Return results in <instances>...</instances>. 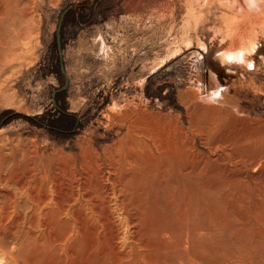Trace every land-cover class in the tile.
<instances>
[{
  "label": "rangeland",
  "instance_id": "374dc122",
  "mask_svg": "<svg viewBox=\"0 0 264 264\" xmlns=\"http://www.w3.org/2000/svg\"><path fill=\"white\" fill-rule=\"evenodd\" d=\"M235 2L0 0V208L15 209L12 145L26 140L84 196L20 264H264V37L253 70L219 63L221 24L247 10ZM220 89L241 108L210 101Z\"/></svg>",
  "mask_w": 264,
  "mask_h": 264
},
{
  "label": "bare ground",
  "instance_id": "6f19581e",
  "mask_svg": "<svg viewBox=\"0 0 264 264\" xmlns=\"http://www.w3.org/2000/svg\"><path fill=\"white\" fill-rule=\"evenodd\" d=\"M233 3L230 4V7L232 8L233 5L238 2H235L236 0H232ZM226 2V1H225ZM228 2V1H227ZM244 6L246 7V11L242 7H237L239 11L237 10L238 13L235 14L233 17L228 18V23H222L221 27L219 28L218 32L222 36V43L220 45L221 50L217 52L216 56L218 58L219 63L222 66H238L239 68H245V69H254L255 65L252 62H249V58L253 53L256 52V46H257V40L258 37L261 35L264 37V0H243ZM242 2V3H243ZM241 3V2H240ZM224 4V2H223ZM226 4V3H225ZM228 7L229 4L227 3ZM241 5V4H240ZM224 6V5H222ZM237 6V5H236ZM243 6V5H242ZM230 9V8H228ZM262 10V11H261ZM232 11V10H231ZM230 11V12H231ZM233 12V11H232ZM227 15V14H226ZM3 33V32H2ZM5 36V35H4ZM10 36V35H9ZM8 37V36H7ZM21 38L20 36H17L14 40V43H16L17 39ZM10 39V38H9ZM12 43V42H11ZM1 45V44H0ZM5 45V44H3ZM15 49V48H14ZM13 50V49H12ZM16 53V49L14 50ZM210 80L218 87V81L216 80V77L213 73L210 74ZM210 101H221L234 104L237 107H240V102L234 98H231L225 90L220 89L218 91H213L212 95L209 97ZM137 113V112H135ZM134 113V115H135ZM141 113V112H140ZM133 115V114H131ZM144 115H142L143 118ZM133 116H131L132 118ZM140 118V117H139ZM130 117L127 115L125 120L126 122H129ZM143 120V119H142ZM138 121V120H136ZM142 122V121H141ZM140 122V124H141ZM130 123V122H129ZM130 124H134L131 123ZM137 125V122L135 123ZM135 127L138 129L139 126ZM130 127V126H129ZM133 127V126H132ZM134 128V127H133ZM132 128V129H133ZM141 128V127H140ZM139 128V130H140ZM146 128V127H144ZM152 128V127H151ZM150 128V129H151ZM152 131V130H151ZM128 132V131H127ZM135 132V131H134ZM159 133V132H158ZM153 134V133H152ZM166 133H164L165 135ZM169 134V133H168ZM131 135V134H130ZM160 135V134H159ZM154 136V135H153ZM156 136V135H155ZM125 137V136H124ZM131 136L126 135V138ZM150 137V136H149ZM148 137V138H149ZM152 137V135H151ZM147 138V137H146ZM155 138V137H154ZM158 138V137H157ZM155 138V139H157ZM170 137L167 138V140ZM140 139V138H139ZM150 139V138H149ZM153 139V138H152ZM154 139V140H155ZM138 140V139H137ZM159 140V138H158ZM161 140V139H160ZM159 140V141H160ZM164 141V142H167ZM22 141V140H21ZM130 141V140H128ZM153 141V140H152ZM156 141V140H155ZM154 141V143H155ZM170 141V139H169ZM168 141V142H169ZM172 141V140H171ZM162 142V140H161ZM18 143V142H17ZM129 143H132L129 142ZM170 143V142H169ZM173 143H175L173 141ZM165 144V143H164ZM12 145V143H11ZM15 145V144H14ZM12 145L13 150L16 152V156L14 158V181L17 185V199L15 202V209L13 212L7 208H0V257L5 260L9 264H20L22 259V255L24 253V250L26 247H37L40 245L42 241L48 240L52 241V236H53V222L56 220L53 218L58 217L59 219H64L66 218L69 214H75V215H82L81 214V203L84 201L81 200V192H80V187H77L73 185L72 183H69L67 181V173L63 167H52L50 164V154L49 150L47 149V145H37L36 143L34 144L32 141L26 140L22 141L21 143H18L15 147ZM85 145V144H84ZM133 145V144H132ZM130 144L129 146L132 147ZM144 145H147L145 142L140 143V147L143 149ZM158 145V143H157ZM160 145V144H159ZM171 145V144H169ZM167 145V147H169ZM47 146V147H46ZM155 146V144H154ZM178 146V145H177ZM88 147V146H87ZM134 147V146H133ZM152 147V146H151ZM150 147V148H151ZM159 148V146H157ZM172 149H175L174 146H172ZM174 147V148H173ZM11 148V149H12ZM156 148V149H158ZM170 148V147H169ZM134 149V148H132ZM153 149V148H152ZM162 149V147H161ZM159 152H164L161 150ZM164 149V148H163ZM151 150V149H150ZM150 150L148 152H150ZM176 150V149H175ZM131 151V150H130ZM134 151H136L134 149ZM154 151V150H153ZM170 151V150H169ZM173 151V150H172ZM158 152V151H157ZM146 153V152H145ZM144 153V154H145ZM152 153V152H151ZM176 153V152H175ZM174 153V154H175ZM178 153V152H177ZM133 154V153H132ZM150 156V153H148ZM84 155V154H83ZM117 155V154H116ZM127 155V154H126ZM130 155V154H129ZM127 155V156H129ZM134 156V155H133ZM132 156V157H133ZM148 156V157H149ZM153 156V155H152ZM151 156V159L153 158ZM91 157V155H90ZM114 157V156H113ZM131 157V158H132ZM136 157V156H135ZM145 157V156H144ZM88 158V157H87ZM97 158V157H96ZM115 158V157H114ZM147 158V157H146ZM150 158V157H149ZM148 158V160H149ZM155 158V157H154ZM94 159V158H93ZM92 159V160H93ZM128 159V158H127ZM136 159V158H135ZM138 159V158H137ZM177 159V158H176ZM118 160V159H116ZM155 159L150 160L153 161ZM186 160H188L186 158ZM94 161V160H93ZM106 161V160H105ZM115 161V160H113ZM129 161V160H127ZM90 162V159H89ZM107 162H112L110 160H107ZM106 162V163H107ZM188 162V161H187ZM93 163V162H91ZM117 164V162H115ZM119 163V162H118ZM126 163V162H125ZM128 163V162H127ZM132 164V162L130 161ZM153 163V162H152ZM167 163V162H166ZM166 163H164L166 165ZM94 164V163H93ZM112 164V163H109ZM108 164V165H109ZM129 164V163H128ZM135 164V163H134ZM145 164V163H144ZM151 164V163H150ZM154 164V163H153ZM156 164V161H155ZM168 164V163H167ZM180 164V163H179ZM100 165V163H99ZM114 165V164H113ZM118 165V164H117ZM84 166V165H83ZM83 166H81L83 168ZM90 166V164H89ZM98 166V165H97ZM110 166V165H109ZM115 166V165H114ZM128 166V165H127ZM154 165H152L153 167ZM161 166V165H160ZM121 167V166H120ZM99 168V167H98ZM110 168V167H109ZM127 168V167H126ZM139 168V167H138ZM162 169V167H160ZM187 168V167H186ZM86 168L84 167V170ZM101 172V168H99ZM118 169V168H117ZM188 169V168H187ZM104 170V169H103ZM87 171V170H86ZM84 173H88V171ZM98 171V170H97ZM98 171V172H99ZM112 171V170H111ZM109 171V172H111ZM99 172V174H100ZM108 172V173H109ZM118 172V170H117ZM121 172V171H120ZM112 173V172H111ZM115 173V172H113ZM91 175V172H90ZM115 177V174H112ZM133 175V174H131ZM118 173V177H119ZM101 177V176H100ZM118 177L116 179H118ZM78 178V177H77ZM90 178V177H89ZM109 179L106 177V180ZM103 180V179H102ZM121 180V179H120ZM131 180V179H130ZM97 181V180H96ZM104 181V180H103ZM87 183V182H86ZM108 183V181L106 182ZM110 183V182H109ZM112 183V182H111ZM115 183V182H114ZM78 184V182H77ZM113 184V183H112ZM85 185V184H84ZM88 185V184H87ZM120 184H118L119 186ZM123 183L121 184V186ZM106 187L108 185H105ZM110 186V185H109ZM83 187V186H82ZM105 187V188H106ZM116 187V186H114ZM140 187V186H139ZM79 188V189H78ZM112 188V187H111ZM122 188V187H121ZM126 188V187H124ZM122 189L125 190V189ZM86 189V188H85ZM120 189V187H119ZM88 190V189H87ZM142 190V189H141ZM84 193V190H81ZM95 191V190H94ZM104 189L102 190L103 193ZM111 191V189H110ZM109 191V192H110ZM114 190H112L113 192ZM119 191V190H118ZM117 191V192H118ZM107 192V191H105ZM116 192V191H115ZM115 192L113 194H115ZM116 192V193H117ZM108 193V192H107ZM122 193V192H119ZM126 193V192H125ZM15 194V193H14ZM104 194V193H103ZM109 194V193H108ZM112 194V193H110ZM109 194V195H110ZM124 194V193H123ZM127 194V193H126ZM100 195V194H99ZM99 195H97L99 197ZM120 195V194H119ZM125 195V194H124ZM238 195V193H237ZM236 195V196H237ZM258 195V194H257ZM105 196V195H104ZM103 196V197H104ZM111 196V195H110ZM109 196V197H110ZM116 196V195H114ZM262 196V195H261ZM84 197V196H83ZM117 197V196H116ZM228 198V196H226ZM260 197V195H259ZM102 198V197H100ZM112 196L110 197L111 201ZM226 198V200H227ZM84 199V198H83ZM115 199V198H114ZM147 199V198H146ZM230 199V197H229ZM232 199V197H231ZM241 199V198H240ZM262 199V197H261ZM93 200V199H92ZM117 200V198H116ZM119 200V198H118ZM123 200V199H122ZM82 201V202H81ZM121 201V199H120ZM237 201V199H236ZM263 201V200H262ZM242 202V201H241ZM85 203V202H84ZM92 203V202H91ZM238 203V202H237ZM111 204V203H110ZM118 204V201H117ZM184 204V203H183ZM239 204V203H238ZM82 205H84L82 203ZM105 205V204H104ZM116 205V204H115ZM123 207V203L121 204ZM132 205V204H131ZM185 205V204H184ZM183 205V206H184ZM112 206V205H111ZM139 206V204H138ZM172 206V205H171ZM239 206V205H238ZM127 207V206H126ZM133 207V206H132ZM141 207V206H140ZM148 207V206H147ZM181 207V205H180ZM179 207V208H180ZM231 207V206H229ZM263 207V206H262ZM104 208V207H103ZM110 208V207H109ZM118 208V207H117ZM162 208V207H161ZM185 208V207H184ZM111 209V208H110ZM113 209V207H112ZM119 209V208H118ZM130 209V208H129ZM127 208V210H129ZM136 209V208H135ZM231 209V208H230ZM259 209V208H258ZM109 210V209H108ZM126 210V211H127ZM137 210V209H136ZM162 210V209H161ZM164 210V209H163ZM125 211V210H123ZM140 212L142 210H139ZM176 211V210H175ZM180 210H178L179 212ZM80 212V213H79ZM113 212V210H112ZM131 213V211H129ZM182 209V213H183ZM230 212V211H229ZM255 212V211H254ZM224 213V212H223ZM264 213V212H263ZM111 214V213H110ZM119 214V213H118ZM133 214V213H132ZM131 214V215H132ZM184 214V213H183ZM204 214V213H203ZM255 214V213H254ZM262 214V213H261ZM70 216V217H75ZM130 215V214H129ZM153 215V214H152ZM243 215V214H242ZM241 215V216H242ZM103 216V215H102ZM123 217V215H121ZM151 216V215H150ZM163 216V215H162ZM178 216V215H177ZM255 216V215H254ZM253 216V217H254ZM261 216V215H260ZM80 217V216H78ZM77 217V219H78ZM154 217V216H153ZM164 217V216H163ZM188 217V216H187ZM203 217V215L201 216ZM206 217V216H205ZM256 217V216H255ZM262 217V216H261ZM135 218V216H134ZM152 218V217H151ZM186 218V217H184ZM240 218V217H239ZM57 219L58 221H60ZM124 219V218H121ZM166 219V218H165ZM175 219V218H174ZM189 219V218H188ZM236 219V218H235ZM238 219V218H237ZM257 219V218H256ZM81 222V219H78ZM125 220V219H124ZM127 220V219H126ZM125 220V221H126ZM130 220V219H129ZM145 220V219H144ZM147 220V219H146ZM203 220V219H202ZM201 220V221H202ZM242 220V219H241ZM261 220H264L262 217ZM68 221V220H67ZM78 221V223H79ZM149 221V220H148ZM154 221V220H153ZM189 221V220H187ZM56 222V221H55ZM72 222V221H71ZM124 222V221H123ZM122 222V223H123ZM204 222V221H203ZM202 222V223H203ZM206 222V221H205ZM204 222V223H205ZM243 222V221H242ZM252 222V221H251ZM259 222V221H258ZM261 222V221H260ZM125 223V222H124ZM123 223V224H124ZM129 223V222H128ZM136 223V222H135ZM140 223V222H139ZM145 223V222H144ZM200 223V222H199ZM198 223V224H199ZM219 223H221L219 221ZM238 223V222H237ZM245 223V222H243ZM264 223V221L262 222ZM62 224V222H61ZM127 224V222L125 223ZM137 224V223H136ZM210 224V223H209ZM222 224V223H221ZM261 224V223H259ZM128 225V224H127ZM133 225V222H132ZM140 225V224H139ZM158 225V224H157ZM203 225V224H202ZM212 225V224H211ZM210 225V226H211ZM129 226V225H128ZM135 226V224H134ZM149 226V225H148ZM207 224L203 225V227L206 228ZM259 226V225H258ZM263 226V225H262ZM70 227V225L68 226ZM79 227V224H78ZM81 227V224H80ZM120 227V226H119ZM137 227V226H136ZM250 227V226H249ZM248 227V228H249ZM64 228V227H63ZM72 228V227H71ZM118 228V227H117ZM158 228V227H156ZM74 229V228H73ZM81 228H78L79 230ZM119 229V228H118ZM247 229V228H246ZM245 228L243 229L244 231L246 230ZM262 229V228H261ZM68 229H66L67 231ZM147 230V229H146ZM70 231V230H69ZM73 231V230H72ZM72 231L70 233H72ZM138 231V230H137ZM226 231V230H225ZM129 231H127L128 233ZM133 232V231H132ZM131 232V233H132ZM260 232V231H259ZM63 233V232H62ZM80 231H77L75 233V239L77 241L78 236H79ZM120 233V232H119ZM135 233V232H134ZM226 233V232H225ZM254 233V232H253ZM151 234V232H150ZM154 234V233H153ZM157 234V233H156ZM205 234V233H204ZM228 234V233H227ZM64 235V234H63ZM70 235V234H69ZM120 235V234H119ZM136 236V234H134ZM159 235V234H158ZM167 235V234H166ZM201 235V234H200ZM226 235V234H225ZM253 235V234H252ZM60 236V235H59ZM58 236V237H59ZM130 236V235H129ZM148 236V235H147ZM151 235H149L150 237ZM164 236V235H161ZM57 237V238H58ZM65 237V236H64ZM121 237V235L119 236ZM126 237V236H125ZM124 237V238H125ZM128 237V236H127ZM253 237V236H252ZM251 237V239H252ZM63 238V237H62ZM70 237L66 235L64 238V242L69 240ZM112 238V237H111ZM123 238V237H122ZM132 238V237H131ZM134 238V237H133ZM153 238V237H152ZM246 238V237H245ZM59 239V238H58ZM57 239V240H58ZM61 239V238H60ZM138 239V238H137ZM148 239V238H147ZM217 239V238H216ZM242 239V238H241ZM240 239V240H241ZM257 239V237H256ZM57 240L55 242L57 243ZM80 240V239H79ZM118 240V239H117ZM124 240V239H123ZM132 240V239H131ZM135 240V239H134ZM149 240V239H148ZM156 240V239H155ZM207 240V238H206ZM243 240V239H242ZM248 240V239H246ZM71 241V240H70ZM128 241V240H127ZM244 241V240H243ZM251 240L249 239V242ZM262 241V240H261ZM74 242V241H73ZM126 243L125 241H123ZM136 242V241H135ZM246 245L250 244L247 243L248 241H245ZM54 243V244H55ZM60 243V242H59ZM76 243V242H75ZM123 243V244H124ZM188 243V242H187ZM235 243V242H234ZM233 243V244H234ZM61 244V243H60ZM64 244V243H63ZM69 244V243H68ZM73 244V243H72ZM151 244V243H150ZM245 245V243H243ZM253 244V243H252ZM74 245V244H73ZM175 245V243H174ZM186 245V244H185ZM184 245V246H185ZM241 245V244H240ZM245 245V246H246ZM59 246V245H58ZM69 246V245H68ZM142 246V245H141ZM152 246V245H151ZM187 246V245H186ZM222 246V245H221ZM224 246V245H223ZM227 246V245H226ZM242 246V245H241ZM40 247V246H39ZM51 247V246H50ZM144 246H142L143 248ZM232 247V246H231ZM237 247V246H235ZM248 247V245H247ZM246 247V249H247ZM42 248V247H41ZM53 248V247H52ZM60 248V247H59ZM71 247H69L70 249ZM78 248V247H77ZM149 248V247H148ZM253 248V247H252ZM251 248V249H252ZM38 249V248H37ZM36 249V250H37ZM40 249V248H39ZM48 249V248H47ZM46 249V250H47ZM79 249V248H78ZM141 249V247H140ZM145 249V248H144ZM234 249V246H233ZM250 249V250H251ZM51 250V249H50ZM148 250V249H147ZM254 250V249H252ZM45 251V250H42ZM67 251V250H66ZM217 251V250H216ZM221 251V250H219ZM233 251V250H232ZM235 251V250H234ZM238 251V250H237ZM37 252V251H36ZM69 252V250H68ZM67 252V253H68ZM197 252V251H196ZM199 252V251H198ZM230 252V251H229ZM251 252V251H250ZM71 253V251H70ZM146 254V252H144ZM181 253V251H180ZM214 253V252H213ZM237 253V252H236ZM253 253V252H252ZM51 254V253H50ZM56 254V253H55ZM59 254V253H58ZM215 254V253H214ZM223 254V253H222ZM234 254V252H233ZM239 254V253H238ZM242 254V253H241ZM246 254V253H245ZM264 255V253L261 252V255ZM74 255V254H73ZM154 255V254H153ZM260 255V256H261ZM56 256V255H55ZM152 256V255H151ZM232 256V255H231ZM236 256V255H235ZM234 256V258H236ZM241 257V255L239 254ZM245 256V255H244ZM249 256V254H248ZM259 256V253H258ZM69 257L70 254H69ZM73 257V256H72ZM149 257V256H148ZM201 257V256H200ZM203 257V256H202ZM206 257V256H205ZM233 257V256H232ZM238 257V258H240ZM264 257V256H263ZM53 258V257H52ZM147 258V257H146ZM154 258V257H153ZM152 258V259H153ZM188 258V257H187ZM214 258V257H213ZM237 258V260H238ZM242 259L244 257H241ZM247 258V257H246ZM245 260L247 261L248 259ZM72 259V258H69ZM75 259H78L77 257ZM189 259V258H188ZM199 259V258H198ZM257 259H261L257 258ZM256 259V261H257ZM264 259V258H263ZM262 259V260H263ZM53 260V259H52ZM151 260V259H148ZM185 260V259H184ZM192 260V259H191ZM204 260V259H203ZM218 260V259H217ZM261 260V261H262ZM49 261V260H48ZM66 261V260H65ZM147 261V259H146ZM153 261V260H152ZM249 261V260H248ZM260 260H258V263ZM68 262V260H67ZM70 262V260H69ZM72 262V261H71ZM151 262V261H150ZM165 262V261H164ZM188 262V261H187ZM231 262V261H230ZM255 262V261H254ZM253 262V263H254ZM264 262V261H263ZM166 263V262H165ZM199 263V262H198ZM244 263V262H243ZM240 262V264H243ZM248 263V262H247ZM245 263V264H247ZM257 263V264H258ZM23 264H26L25 261ZM67 264V263H66ZM152 264V263H151ZM193 264V263H192ZM227 264V263H225ZM236 264V263H235ZM238 264V263H237ZM256 264V262H255ZM261 264V263H260Z\"/></svg>",
  "mask_w": 264,
  "mask_h": 264
},
{
  "label": "water",
  "instance_id": "95a60500",
  "mask_svg": "<svg viewBox=\"0 0 264 264\" xmlns=\"http://www.w3.org/2000/svg\"><path fill=\"white\" fill-rule=\"evenodd\" d=\"M61 22H62V17H61V19H60V21H59V26H58L57 35L59 34V31H60V29H61ZM58 41H59V39H58ZM61 60H62V57H61Z\"/></svg>",
  "mask_w": 264,
  "mask_h": 264
}]
</instances>
